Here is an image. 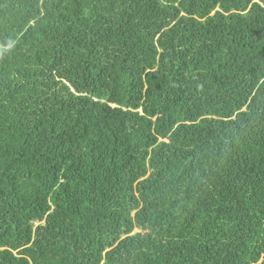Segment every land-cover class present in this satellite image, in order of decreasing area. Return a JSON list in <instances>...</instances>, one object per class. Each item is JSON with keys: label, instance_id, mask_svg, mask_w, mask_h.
Wrapping results in <instances>:
<instances>
[{"label": "trees", "instance_id": "1", "mask_svg": "<svg viewBox=\"0 0 264 264\" xmlns=\"http://www.w3.org/2000/svg\"><path fill=\"white\" fill-rule=\"evenodd\" d=\"M0 264H264V0H0Z\"/></svg>", "mask_w": 264, "mask_h": 264}]
</instances>
